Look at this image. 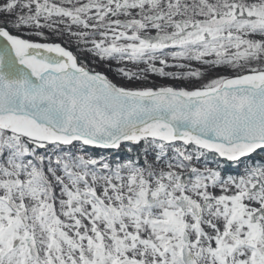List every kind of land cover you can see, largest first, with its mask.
Instances as JSON below:
<instances>
[{
    "label": "snow or ice",
    "instance_id": "6c2138e0",
    "mask_svg": "<svg viewBox=\"0 0 264 264\" xmlns=\"http://www.w3.org/2000/svg\"><path fill=\"white\" fill-rule=\"evenodd\" d=\"M0 264H264V0H0Z\"/></svg>",
    "mask_w": 264,
    "mask_h": 264
}]
</instances>
